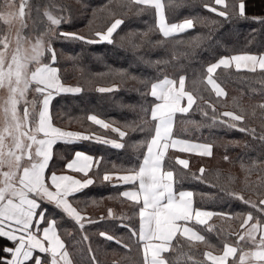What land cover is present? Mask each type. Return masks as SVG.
Segmentation results:
<instances>
[{
    "label": "snow or ice",
    "instance_id": "snow-or-ice-1",
    "mask_svg": "<svg viewBox=\"0 0 264 264\" xmlns=\"http://www.w3.org/2000/svg\"><path fill=\"white\" fill-rule=\"evenodd\" d=\"M76 2L78 8L67 0H0V264H102L98 253L106 242L121 246L112 250L121 256L111 264H264V98L228 100L223 86L233 68L252 74L242 80L264 85V0L258 10L253 8L256 0ZM186 4L207 14L169 16ZM77 17L87 19L85 27L66 30ZM240 21L249 22L245 47L232 48L231 54L216 52L228 48L223 37ZM197 25L208 33L196 32L186 42L177 39ZM170 42L187 43L181 55L198 65L192 68L190 86V64L174 54L167 59L136 55L127 67L108 64L121 49L151 52ZM64 45H73V50L65 53ZM204 46L211 60L198 58L197 50ZM86 56L106 68L95 75L119 81L97 86L99 93L115 94L127 80L139 84L135 91L140 101L129 105L135 119L87 115L104 134L83 120L82 130L57 122V109L70 111L84 92L81 83L66 82L64 65L75 67ZM145 68L154 69L153 74L145 75ZM260 91L264 96V89ZM225 106L228 110L221 111ZM195 112L201 120L189 119ZM177 125H184L185 132L187 125L209 132L207 137L184 138ZM212 129L225 132L221 159L239 162L242 180L204 164L216 155L219 138ZM234 132L243 135L229 136ZM133 134L140 138L133 139ZM229 147L242 151L233 156ZM111 149L123 150L124 162L108 167V157L96 154ZM193 159L197 168L191 166ZM93 189L105 195L97 199ZM104 200L127 203V210L119 216L113 207H107L106 215L87 211L90 202ZM233 202L249 210L204 206ZM213 217L234 219L238 228L216 231L207 223ZM198 226L215 232L222 248ZM89 229L103 238L95 246ZM65 237L71 240V251Z\"/></svg>",
    "mask_w": 264,
    "mask_h": 264
},
{
    "label": "trees",
    "instance_id": "trees-1",
    "mask_svg": "<svg viewBox=\"0 0 264 264\" xmlns=\"http://www.w3.org/2000/svg\"><path fill=\"white\" fill-rule=\"evenodd\" d=\"M41 3H44L45 0H40ZM50 2V0H49ZM67 2L71 3L74 8H78L79 5L77 4L76 0H67ZM89 3L93 5H99L105 2V0H88ZM260 4V0H256L255 4L253 5L254 10H258ZM89 9V13H90ZM196 12L204 13L205 10L202 8L197 7L195 9L189 8L187 4L184 7H181L176 10L175 13H169V16L172 17L175 15L176 17L182 19L184 16L189 14H196ZM144 19H148V16L145 15ZM87 24V19L77 17L76 22L74 23L72 28H67L66 30H79L83 29L85 25ZM141 27H146V25H139ZM253 27H258V25H252ZM208 28L197 25L196 29L189 30L187 35H178V40L187 41L191 36L196 35V32H200L203 34L208 33ZM249 32V22L240 21L238 22L237 26L234 28L233 33L231 35H225L223 37L224 43L228 45V48L225 49L224 47H220L215 49L216 52L219 54H231L232 48L236 49H243L245 47V41L246 36ZM123 35V33H121ZM159 37L156 35H153V39H158ZM119 39V37H117ZM207 43V42H206ZM73 45H64L63 51L65 53L73 50ZM61 48V44L57 42V49L58 51ZM187 50V43H181V44H174L169 43L165 46L159 47L155 49L154 51L147 52L146 49H140L137 50L136 53H133L132 50H123L121 49L119 51V54L111 56V58L108 60V64L112 65L113 67H127V61L131 60L136 55H146L150 57L151 59H157V58H164L167 59L170 55H175L178 58V61L181 63H184L186 65L190 64V67L188 68V85L190 86L191 80L193 79V73L192 68L197 67L195 61H191L190 58L185 57L181 55V53L185 52ZM76 52H79V48H75ZM198 51V58L200 60H211L212 59V53L209 52L206 46L201 47ZM64 67L68 70V79L66 82L69 83H81L84 85V92L83 94L75 101L72 102V107L70 111H66V113H61L59 109H57V122H62L63 125L70 126L74 130H82L80 128V120H83V123L87 126L90 125L92 129L98 130L101 134L105 133V130L99 129L98 127L92 125L89 121H87V115L89 113L99 114L103 118H112L117 121L123 122L126 120H133L136 117V112L129 107V105L137 104L140 101V95L135 91L137 87H139V84L137 81L134 80H127L123 86L115 93H99L96 91L97 86L106 87L109 86L111 83H119L118 80H114L111 77H100L95 74L102 73L106 71V68L104 65L95 59H93L91 56H86L82 62H80L77 66H73L71 62L64 65ZM141 67H143L141 65ZM81 69H83V72H81ZM218 73L221 72L220 69L217 70ZM233 75L227 76L225 78V83L223 86L226 88V91L228 93L227 99L231 100L233 96H242L244 100H248L249 96H251L252 102H259L264 96L261 95V89H264V85H262L258 80H242V76L244 75H252L248 72H239L235 70H231ZM154 72V69L151 68H145L144 74L145 75H152ZM137 74H139V69L137 70ZM223 76L224 74L221 73ZM86 81L90 83H86ZM255 89L256 91L253 92L252 90ZM214 96V94H212ZM207 98V97H206ZM228 110V107H222L221 111ZM201 115L199 112L193 113L189 119L192 120H201ZM184 125H177V131L180 132V134L184 138H196L198 136L203 135L204 137H207V134L209 132L208 128H203L199 131L192 126L187 125L186 127L189 129L187 132H185ZM214 133L215 137H218V146L215 148V157L208 159H204V164L206 167L211 169H219L222 172L228 173L231 172L232 175H235L239 177L241 180L244 177V173L240 170L239 162H236L235 164L226 163L224 162L221 157L225 153V149L222 146L224 141L227 139L225 132L220 129H212L211 130ZM109 135L115 137V133H108ZM235 135L237 137H241L243 134L240 133H230L229 136ZM139 134H133V139H139ZM81 147H88L87 144L81 145ZM107 146H99V148H105ZM132 149H129V152H131ZM242 149L239 147H229L228 154L235 156L237 153L241 152ZM97 155H106L108 157V167H111L112 163H122L124 162V155L123 150H115L111 149L108 153H102L100 151L96 152ZM252 155H255V153H252ZM191 166L193 168H197L198 164L195 159L191 161ZM256 173L254 172L252 174V179H255ZM93 194L98 199L100 195H105L103 190L101 189H93ZM199 199V197H197ZM206 207H213L214 210H220L221 207H223L224 210H230L234 212H240V211H248L247 206H240L239 202H233L231 206L229 205H209L205 204ZM107 207H113L117 213V216L120 215L122 211L127 210V203L121 204L119 201H113V200H104L101 201L95 205H93L91 202L88 204L87 211L90 214L93 215H99L101 212L105 213L107 211ZM255 211V210H253ZM238 221L231 220V221H225L219 217H213L211 220V225L216 231H219L222 227L225 229V231L233 230L238 228ZM118 224V222H117ZM62 227H70L69 225H63ZM100 227H103V224L100 225ZM118 231H123V229H119ZM203 232L207 233L212 243L217 245V248H222V243L219 242L218 238L215 235V232H208L207 230H203ZM89 234L92 236V243L93 246L96 245L98 240H102L103 238H99L98 234L95 230L89 229ZM118 234V233H117ZM79 239V236L76 237ZM234 239V238H233ZM66 243L69 245L70 251H71V240L68 237H65ZM85 250L87 247V243L84 244ZM121 246L115 245V242H106V247L104 250H102L100 253H98V256L100 260L102 261V264H111L112 260H119L121 253L117 251L116 255H113V249H120Z\"/></svg>",
    "mask_w": 264,
    "mask_h": 264
},
{
    "label": "crops",
    "instance_id": "crops-1",
    "mask_svg": "<svg viewBox=\"0 0 264 264\" xmlns=\"http://www.w3.org/2000/svg\"><path fill=\"white\" fill-rule=\"evenodd\" d=\"M233 70H235V69L233 68ZM235 71H237V70H235ZM240 72H247V70H240ZM213 94H214V93H213ZM89 122H90V121H89ZM90 123H91V122H90ZM91 124H92V123H91ZM92 125H93V124H92ZM94 126H96V127L99 128V126H97V125H94ZM211 220H212V218H211L207 223L210 224V223H211ZM198 228L201 229L202 231H203V230H207L205 226H198Z\"/></svg>",
    "mask_w": 264,
    "mask_h": 264
}]
</instances>
